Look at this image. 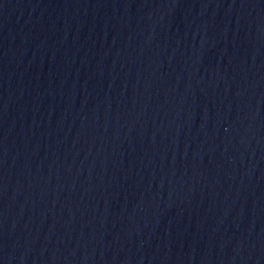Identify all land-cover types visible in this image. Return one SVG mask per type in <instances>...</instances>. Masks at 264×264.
I'll use <instances>...</instances> for the list:
<instances>
[{"label": "water", "instance_id": "95a60500", "mask_svg": "<svg viewBox=\"0 0 264 264\" xmlns=\"http://www.w3.org/2000/svg\"><path fill=\"white\" fill-rule=\"evenodd\" d=\"M0 264H264V0H0Z\"/></svg>", "mask_w": 264, "mask_h": 264}]
</instances>
